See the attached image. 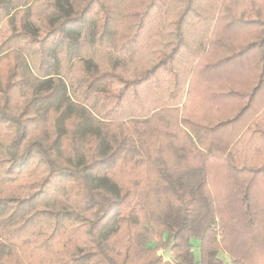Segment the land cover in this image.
I'll return each instance as SVG.
<instances>
[{
    "label": "trees",
    "instance_id": "16d2710c",
    "mask_svg": "<svg viewBox=\"0 0 264 264\" xmlns=\"http://www.w3.org/2000/svg\"><path fill=\"white\" fill-rule=\"evenodd\" d=\"M263 87L264 0H0V264H264Z\"/></svg>",
    "mask_w": 264,
    "mask_h": 264
},
{
    "label": "rangeland",
    "instance_id": "374dc122",
    "mask_svg": "<svg viewBox=\"0 0 264 264\" xmlns=\"http://www.w3.org/2000/svg\"><path fill=\"white\" fill-rule=\"evenodd\" d=\"M264 104V87L259 90L258 95L256 97V101H255V107L257 108L260 105ZM239 131V128L236 126H225L222 128L221 130V134H223L226 138H231L234 135H236V133ZM170 245V244H169ZM169 245H165L166 247L164 248V245H162V242H158L157 246H158V251L156 252L157 256H162L161 253L169 246ZM173 248V247H172ZM173 253V250L171 249V254ZM195 256L198 258V252L194 253ZM219 257L222 259V261L224 262V264H230V260L229 257L224 254L223 252L219 253Z\"/></svg>",
    "mask_w": 264,
    "mask_h": 264
},
{
    "label": "water",
    "instance_id": "95a60500",
    "mask_svg": "<svg viewBox=\"0 0 264 264\" xmlns=\"http://www.w3.org/2000/svg\"><path fill=\"white\" fill-rule=\"evenodd\" d=\"M174 245V240L171 239L170 245L161 253L164 260H170L172 258L171 249Z\"/></svg>",
    "mask_w": 264,
    "mask_h": 264
}]
</instances>
